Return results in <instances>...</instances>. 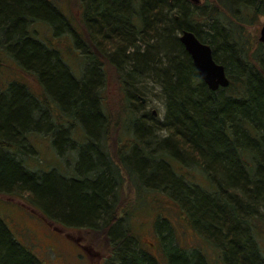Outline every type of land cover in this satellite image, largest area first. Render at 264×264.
Instances as JSON below:
<instances>
[{"label": "trees", "instance_id": "trees-1", "mask_svg": "<svg viewBox=\"0 0 264 264\" xmlns=\"http://www.w3.org/2000/svg\"><path fill=\"white\" fill-rule=\"evenodd\" d=\"M80 8L78 30L53 0H0V45L44 88L36 96L15 81L0 91V194H25L46 220L67 229H105L110 257L104 264H209L204 248L172 243L164 218L153 227L165 240L161 259L141 249L127 220L134 209L115 216L125 171L142 195L155 187L178 204L206 245L217 250V264H264V48L258 43L252 51L245 30L264 17V0L202 6L189 0H80ZM35 25H46L49 39L36 36ZM183 31L210 46L228 87L207 88L179 42ZM63 34L80 54L79 76L50 43ZM103 42L126 66L121 75L128 96L133 82L144 79L158 89L165 107L158 125L151 114L133 120L132 135L122 138L119 150L130 153H122L121 161L105 147L110 120L97 88L105 74L88 45L103 49ZM69 127L71 137L65 134ZM39 130L50 135L60 157L64 141L73 154L69 172H40L18 156L27 155L22 143ZM0 264H43L1 218Z\"/></svg>", "mask_w": 264, "mask_h": 264}, {"label": "rangeland", "instance_id": "rangeland-1", "mask_svg": "<svg viewBox=\"0 0 264 264\" xmlns=\"http://www.w3.org/2000/svg\"><path fill=\"white\" fill-rule=\"evenodd\" d=\"M206 1L213 2V0H199V5H204ZM53 2L61 5L64 13L67 17L73 19L79 30L80 0H53ZM263 23L264 17L260 16L256 18L254 26L245 27L246 33L249 35H247V39L250 46L252 43V51L256 49V45L259 43V31ZM34 30L36 31L35 34L37 33L36 36L41 38L51 35V31L46 25H35ZM50 43L61 49L70 71H75V75L79 76L80 72L76 73V63L80 61V54L78 51L76 52L77 49L70 37L67 34H63L61 37H53ZM2 45H0V91H3L7 84L16 81L24 85L33 95H43L44 88L42 89L35 76L23 69L20 70L14 65ZM88 45L92 55L100 63L96 66L101 67L105 74L104 79H101L97 87L102 90L106 113L110 120L105 134V137L108 135L105 147L114 161H121L122 153L123 156L130 153L129 148L124 151L122 149L120 152L119 150L122 148V138L127 140L126 136L132 135L130 132H132L134 119L138 120L144 114H151L154 119L153 123L151 122L153 125L162 123L165 115L162 96L158 94V89L144 79L133 82L132 96H128V84L121 75L124 74L122 71L126 70V66L123 68L124 65L122 66L121 62H116L119 59L114 56L115 50L106 42H103V49H98L91 43H88ZM83 47L85 50L88 49L86 46ZM76 57H79V59L77 60ZM50 107L52 111L55 110L51 105ZM47 114H50L49 111H47ZM147 121L145 125L151 126L150 121L152 120ZM49 127L45 130L48 131ZM74 132V129L69 127L65 134L67 137H71ZM151 132L152 134L165 136L164 131L151 130ZM35 135V137L29 139V142L24 141V145L22 143V151L27 155L21 153L18 156L26 157L29 164L35 169L39 168L40 172H44V169L47 170L51 167L58 168L62 174L69 172L73 167V154L65 147L64 141L60 148L63 157H60L47 132L39 130L38 134ZM118 152L121 153L120 156ZM65 153H69V156L66 157ZM188 161L191 162V160ZM198 179L203 181V176ZM121 180L122 186L117 195L115 216H122L125 210L130 212L134 209L131 213L132 217L129 216L127 220L132 221V230L143 251L149 252L159 260L163 256L162 241L165 240H160L153 227H155L154 222L156 220L164 218L167 221H165L167 226L165 231L168 229L172 231V243L187 250L193 248L202 250L204 248V253L210 260L209 264H217L215 258L217 250H213L206 245L201 235L192 228L177 203L163 193L154 191L157 189L155 187H148L151 193H147L146 196L142 195V192H138L137 188L134 187V183L130 182V178L125 171L121 174ZM152 205H155L157 209L150 207L147 210V207ZM0 218L11 230L14 239L25 246L43 264H104L105 260L110 257L105 229L101 230L97 226H94L96 230L89 228L67 229L59 226L39 214V211L27 200L25 194L23 196L0 194ZM167 233L168 237H166L168 239L169 232H165V234Z\"/></svg>", "mask_w": 264, "mask_h": 264}, {"label": "water", "instance_id": "water-1", "mask_svg": "<svg viewBox=\"0 0 264 264\" xmlns=\"http://www.w3.org/2000/svg\"><path fill=\"white\" fill-rule=\"evenodd\" d=\"M189 1L193 4L199 3V0ZM178 39L189 55L196 72L210 91L214 92L220 88L228 87L229 79L225 69L213 59L212 49L209 45L200 42L192 32L188 31H183ZM258 41L264 48V23L261 25Z\"/></svg>", "mask_w": 264, "mask_h": 264}]
</instances>
